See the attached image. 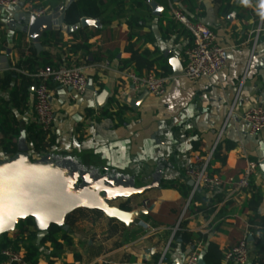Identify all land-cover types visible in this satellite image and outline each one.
Returning a JSON list of instances; mask_svg holds the SVG:
<instances>
[{
  "label": "crops",
  "instance_id": "crops-1",
  "mask_svg": "<svg viewBox=\"0 0 264 264\" xmlns=\"http://www.w3.org/2000/svg\"><path fill=\"white\" fill-rule=\"evenodd\" d=\"M66 1L23 0L0 7V110L20 128L16 142L25 130L32 159L50 153L54 160L90 171L93 177L105 175L126 189H144L110 204L131 212L149 211L125 222L100 209L77 208L66 217L69 241L60 233L59 247L46 242L37 264H160L163 256L161 264H184L193 250L203 258L209 242L221 249V264H235L226 263L224 253L243 238L249 249L246 264H264L260 167L248 189L234 190L226 183L214 192L201 190L187 208L192 185L185 175V167L196 156L209 154L220 134L211 174L224 181L238 179L249 161L264 159V129L251 134L244 119L250 108L264 107V0H123L111 5L98 25L41 35L43 48L37 50L15 14L37 10L48 15ZM153 2L160 7L159 15L153 13ZM174 11L211 28L217 43L227 49V65L217 75L190 79L185 72L175 73L181 65L185 69L192 35ZM130 46L151 61L150 68L138 67ZM32 47L39 64L34 71L18 67ZM45 60L83 66L94 89L79 93L52 84L53 128L49 143L35 150L29 130L39 124L32 73ZM126 69L138 74L152 70L167 78L165 93L144 95L134 89L122 76ZM10 72L16 73L4 84ZM104 90L108 95L99 106L97 94ZM139 98L133 107L130 102ZM4 145L0 128V160L13 156ZM257 191L263 195L258 217L250 206ZM144 199L149 200L147 208L142 207ZM185 231L194 235L187 243L181 233ZM8 235L14 238L17 230ZM17 250L26 253L22 243Z\"/></svg>",
  "mask_w": 264,
  "mask_h": 264
},
{
  "label": "water",
  "instance_id": "water-1",
  "mask_svg": "<svg viewBox=\"0 0 264 264\" xmlns=\"http://www.w3.org/2000/svg\"><path fill=\"white\" fill-rule=\"evenodd\" d=\"M73 0H67L48 15L37 16L28 11L15 14L14 20L24 24V31L35 41L37 50L43 48L41 35L48 31L60 30L72 33L80 27L98 25L99 19L83 16L76 24L65 22L66 9ZM153 13L160 14V7L153 2ZM185 72L181 65L175 73ZM88 88L94 89L92 80ZM149 94L144 90V95ZM108 91L97 94L98 105L106 99ZM142 98L132 100L133 107ZM18 151L8 159L0 160V234L15 230L20 219L33 217L37 233V243L48 234L52 224H59L69 229L66 217L80 207L96 208L104 211L109 217L130 222L132 216L146 214L149 210L127 211L110 204L121 196H129L144 189H126L115 178L105 175L93 177L90 171H80L73 165L54 160L52 154L40 159H32L27 143L25 130L17 140ZM264 175V159L259 162ZM193 185V180H190ZM252 237V235H250ZM199 264H206L203 258Z\"/></svg>",
  "mask_w": 264,
  "mask_h": 264
},
{
  "label": "built area",
  "instance_id": "built-area-1",
  "mask_svg": "<svg viewBox=\"0 0 264 264\" xmlns=\"http://www.w3.org/2000/svg\"><path fill=\"white\" fill-rule=\"evenodd\" d=\"M23 0H0V7L7 8L19 5ZM31 14L37 16L43 15L42 11L32 10ZM174 17L179 20L192 35V44L186 49L185 75L190 79H198L202 76L217 75L228 62V51L225 47L217 43L216 33L209 27L192 21L181 11H174ZM109 62H106V66ZM36 80L35 84V113L39 124L43 130L49 134L52 131L55 119V111L52 105V84H58L71 87L79 93H85L88 90V75L83 66L67 65L65 63L52 65L46 64L32 73ZM122 76L130 81L133 88L138 91L148 90L155 96H161L165 93L167 78L158 76L155 71H148L138 74L133 69L122 71ZM231 115V112H230ZM244 119L249 126L251 134H257L264 129V107L255 106L250 108L244 114ZM221 134L218 137L214 149L202 157L196 156L195 160L185 167V175L193 180L190 197L187 201L188 207L193 196L201 190L214 192L226 183L232 186L234 190H244L250 187V179L258 173L259 162L251 160L247 167L241 173L238 179L229 177L226 181L209 171L210 161ZM149 200L144 199L142 207L147 208ZM148 227V226H147ZM5 259L1 264H30L25 260V252L12 247L2 250ZM201 255L198 250L190 252L184 264H199ZM249 258L248 241L241 239L237 244L227 249L224 253L226 263L246 264ZM164 256L161 259L163 261ZM160 262V264H161ZM76 264H82L77 262Z\"/></svg>",
  "mask_w": 264,
  "mask_h": 264
},
{
  "label": "trees",
  "instance_id": "trees-1",
  "mask_svg": "<svg viewBox=\"0 0 264 264\" xmlns=\"http://www.w3.org/2000/svg\"><path fill=\"white\" fill-rule=\"evenodd\" d=\"M143 1L144 0H137L139 4ZM123 2V0H73L70 6L66 9L65 22L67 24H76L81 20L83 16H89L98 19L103 17L102 19L104 21V15L109 11L111 5H120ZM46 33L44 34V36L46 35ZM128 49L132 51V60L136 61L138 67H151V61L147 60L146 56L140 54L132 46H130ZM30 51L32 52V54H30L29 57L24 61L19 62L18 67L24 66L34 71V66H37L39 63L36 59L37 55L34 47H32ZM46 64L56 65L52 61L49 62L48 60H45L43 61L42 66H45ZM40 67L41 66L37 67V69ZM15 73L16 72H10L4 80V84L10 83V79L14 76ZM3 115H5V111L0 110V128L4 132V148L6 152L14 155L18 151V146L15 138L20 134V128L13 125L12 122H9L7 118L3 117ZM29 130L32 133L31 141L35 150H41L47 145V143H49L47 141V133L43 130L40 124H32L29 127ZM262 200L263 195L259 191H257L253 194L250 201V206L254 208L255 215L257 217L258 207L261 204ZM15 230H17V235L14 238L9 237V232L0 234V264L5 259V256L2 254V250L5 248L12 247L14 249H18L20 244L22 243L26 249V262L30 264H37L42 253L41 246L46 242L51 241L56 247H59L60 244L58 243V236L60 233H63V239L69 241L67 231L64 229V227L62 225L54 223L49 227L48 234L42 239L40 243H37L38 230L36 228L33 217L20 219L16 225ZM181 233L184 243L189 242L194 236L193 234L186 231ZM203 258L208 264H221L223 253L217 244H215L214 242H209L207 245V249L203 254Z\"/></svg>",
  "mask_w": 264,
  "mask_h": 264
}]
</instances>
